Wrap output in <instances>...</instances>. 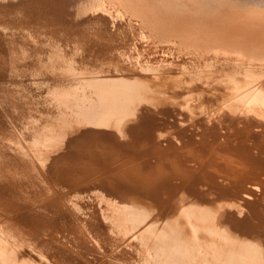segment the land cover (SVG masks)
<instances>
[{
  "label": "bare ground",
  "instance_id": "obj_1",
  "mask_svg": "<svg viewBox=\"0 0 264 264\" xmlns=\"http://www.w3.org/2000/svg\"><path fill=\"white\" fill-rule=\"evenodd\" d=\"M0 264H264V0H0Z\"/></svg>",
  "mask_w": 264,
  "mask_h": 264
}]
</instances>
